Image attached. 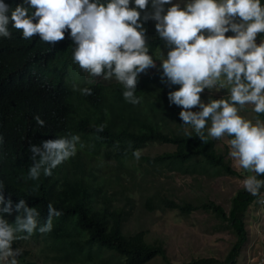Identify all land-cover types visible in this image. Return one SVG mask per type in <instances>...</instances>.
<instances>
[{
    "label": "clouds",
    "instance_id": "9594fccd",
    "mask_svg": "<svg viewBox=\"0 0 264 264\" xmlns=\"http://www.w3.org/2000/svg\"><path fill=\"white\" fill-rule=\"evenodd\" d=\"M146 21L154 22L166 54L160 47L153 50ZM13 29L22 39L39 34L51 45L67 32L79 68L94 79H114L132 105L140 102L139 75L158 60L161 81L179 85L167 97L169 105L180 107L184 134L203 142L227 137L228 157L246 173L244 191L264 203V0H0V38H11ZM205 89L225 92L218 98L209 95L206 102ZM78 90L85 96L93 91L87 86ZM33 119L45 125L39 114ZM95 128L102 132L105 124ZM78 146L83 143L74 132L29 142L27 177L51 176ZM132 155L139 160L141 150L133 149ZM6 187L0 179V264H20L23 249L15 242L50 232L62 210L50 201L41 222L37 207L29 206L27 198L14 202L10 190L6 198Z\"/></svg>",
    "mask_w": 264,
    "mask_h": 264
},
{
    "label": "trees",
    "instance_id": "16d2710c",
    "mask_svg": "<svg viewBox=\"0 0 264 264\" xmlns=\"http://www.w3.org/2000/svg\"><path fill=\"white\" fill-rule=\"evenodd\" d=\"M12 31L11 38H0V134L4 137L0 143V179L7 186L6 198L9 190L14 202L27 198L29 206L40 211L41 222L51 201L62 210L61 216L53 218V226L61 227L71 221L88 243L119 254L125 264H148L157 257L168 261L162 242H148L143 230L129 235L123 230L125 219L120 199L129 201L133 193L124 180H134L138 167L124 165L132 150L156 142L172 144L176 146L173 152L139 159L182 163L202 157L227 174H241L218 152L214 139L203 142L184 134L179 125L180 107L169 105L167 97L179 85L163 83L159 68L139 75L136 95L140 102L132 105L124 100L122 86L114 79L109 83L92 77L91 82L85 80L83 71L72 60L74 45L67 32L63 40L51 45L40 40L39 34L22 39L20 30ZM147 37L154 51L159 47L165 49L158 36ZM84 86L93 89L91 95L79 92V87ZM35 114L45 120L43 127L36 125ZM101 123L105 128L97 132L95 125ZM66 132L79 134L83 147L78 146L76 155L53 169L51 176L28 178L29 142L39 143ZM158 195L159 204L165 209L183 214L197 209ZM154 201L149 198L146 202L151 210ZM257 202V197L242 188L232 198L228 212L215 202L203 203L199 208L227 223L237 240L223 262L203 258L191 264H237L241 248L248 240L246 216ZM13 217L15 213L8 216L10 222ZM14 246H18L17 241ZM28 253L22 251L23 264H39L27 260Z\"/></svg>",
    "mask_w": 264,
    "mask_h": 264
},
{
    "label": "rangeland",
    "instance_id": "374dc122",
    "mask_svg": "<svg viewBox=\"0 0 264 264\" xmlns=\"http://www.w3.org/2000/svg\"><path fill=\"white\" fill-rule=\"evenodd\" d=\"M144 27L148 36L157 37L153 21L144 22ZM229 34L231 33H226ZM162 51L166 54L167 49ZM157 68L158 60L155 68H149L141 74H151ZM83 74L85 80L91 82L87 73ZM96 79L103 83L113 80ZM224 92L225 90L209 92L205 89L201 95L207 102L209 95L218 98ZM226 140L227 137L215 140L217 150L241 176L230 175L220 168L212 167L202 157H193L182 163L171 160H136L133 155L126 159V167H138L134 180H124L133 193L129 201L120 199L125 219L123 230L128 235L146 231L147 241L162 242L168 257V261L157 257L148 264H191L203 258L223 262L229 254L237 240L236 235L218 216L199 208L203 203L212 201L228 212L232 198L243 188L241 181L246 174L245 170L228 157ZM175 149L176 146L172 144L150 143L141 149V156L151 159ZM157 194L180 205L190 204L197 209L190 214L165 209L159 204ZM149 198L155 200L153 210L146 204ZM246 228L248 240L241 248L237 264H257L264 256V203L257 202L249 208ZM18 244L29 252L27 260L39 264H125V259L119 254L88 243L71 221L61 227L53 226L48 233H34L26 240H19ZM19 260L23 264L22 259Z\"/></svg>",
    "mask_w": 264,
    "mask_h": 264
},
{
    "label": "built area",
    "instance_id": "2783aa9c",
    "mask_svg": "<svg viewBox=\"0 0 264 264\" xmlns=\"http://www.w3.org/2000/svg\"><path fill=\"white\" fill-rule=\"evenodd\" d=\"M257 264H264V256L257 262Z\"/></svg>",
    "mask_w": 264,
    "mask_h": 264
}]
</instances>
